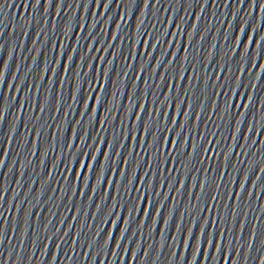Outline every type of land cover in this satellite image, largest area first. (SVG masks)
I'll return each instance as SVG.
<instances>
[{"label":"snow or ice","instance_id":"obj_1","mask_svg":"<svg viewBox=\"0 0 264 264\" xmlns=\"http://www.w3.org/2000/svg\"><path fill=\"white\" fill-rule=\"evenodd\" d=\"M249 39H250V38H249ZM173 55H174V53H173ZM66 70H67V67H65V71H66ZM106 75H107V73L105 72V77H106ZM182 75H183V72H181V76H182ZM84 101H85V99H84ZM229 101H230V98H229ZM96 103H99V97L96 98ZM87 104H88V102L85 103V107H87ZM143 107H144V105H143V103H141V104H140V108L143 109ZM179 107H180V104H179V102H178V103L176 104V108L179 109ZM92 111L95 112V108H93ZM184 115H185V120H187V113H185ZM166 116H167V109L165 108V117H166ZM137 120H139V115H137ZM102 123H103V121H102ZM151 123H152L151 120L146 121V122L144 123L143 129H142L141 141H140L141 144H143V142H144V135H145V134H148L149 131H150ZM173 123H175V117L173 118ZM74 131H75V130H73V134H74ZM132 139L135 140V127H133V136H132ZM157 143H159V145H160V151H161V153H162V152H163V149H164V147H165V145L168 143V132H167V130H165V132H164V136H163V140H161V141H158V140H157V135H156L155 131L152 132V135H151V143L149 144V147L151 148L153 145H155V144H157ZM111 146H112L111 143H109V144H108V148L110 149ZM175 146H176V140L173 139L172 142H171V147L174 148ZM69 147H71V143H69ZM192 149H193V151H195V149H196V145H195V144L192 145ZM97 151H98V149H97ZM229 151H231V149H229ZM117 154H118V153H117ZM103 157H104V159L107 161V159H108V153L105 152V153L103 154ZM90 160H91V161H95V160H96V155L92 154L91 157H90ZM225 160H227V156H225ZM163 163H164V160L161 158V159H160V165L163 164ZM69 166H71V165L69 164ZM77 166H78V168L76 167V175H77V176L80 175V171H81V169H85L86 171H91V169H92V163L85 164V161H84L83 156H82L81 159L77 162ZM101 173L103 174V166H102V165H101ZM120 175H121V177H122V176H123V172H121ZM84 180H85V183H86V182H87V176H86V175H85V177H84ZM128 183L131 184V180H129ZM202 187H203V185H202ZM240 187L243 188V184H241ZM237 195H238V194H237ZM112 223H113V225H114V224H115V221H113ZM125 223H126V222H125ZM122 234H123V232H121V235H122ZM109 235L111 236V233H110Z\"/></svg>","mask_w":264,"mask_h":264}]
</instances>
